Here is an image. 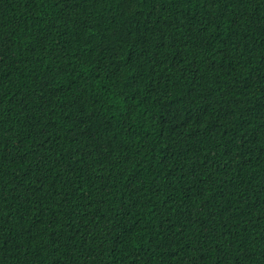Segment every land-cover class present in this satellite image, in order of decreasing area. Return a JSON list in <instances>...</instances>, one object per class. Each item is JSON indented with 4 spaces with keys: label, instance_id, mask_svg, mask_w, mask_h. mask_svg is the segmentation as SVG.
Segmentation results:
<instances>
[{
    "label": "trees",
    "instance_id": "16d2710c",
    "mask_svg": "<svg viewBox=\"0 0 264 264\" xmlns=\"http://www.w3.org/2000/svg\"><path fill=\"white\" fill-rule=\"evenodd\" d=\"M0 264H264V0H0Z\"/></svg>",
    "mask_w": 264,
    "mask_h": 264
}]
</instances>
